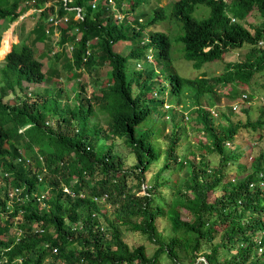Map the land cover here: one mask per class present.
<instances>
[{"label": "trees", "instance_id": "1", "mask_svg": "<svg viewBox=\"0 0 264 264\" xmlns=\"http://www.w3.org/2000/svg\"><path fill=\"white\" fill-rule=\"evenodd\" d=\"M115 1L117 9L107 0H97L94 6L91 0H0L5 27L31 5L39 9L26 35L31 40L22 36L6 49L0 67L4 82L0 93V264H159L161 254L168 256V264H264V251L260 254L256 243L261 235L264 245V149L250 153L249 165L238 161L239 146L228 144L235 142L242 123L215 106L221 95L219 86L227 84L226 94L235 100L247 91L252 75L264 68V45H258L260 39L264 41V0L173 2L169 16L180 21L177 38L183 44V57L194 66L220 59L230 47L250 44L244 57L229 61L221 73L194 77L174 69L169 35L152 28L167 19L163 6L151 7L148 19L147 12H135L128 20L125 14L143 0ZM21 2L24 5L18 9ZM199 3L209 7V12L197 19L192 12ZM77 6L82 17L74 16ZM254 8L260 20L251 31L242 20ZM146 26L151 27L146 30ZM54 29L59 31L55 41L59 48L51 54L52 46L46 41ZM38 41L47 46L36 54L33 45ZM122 41L129 42L127 51L113 47ZM152 50L155 62L150 61L160 70L152 64L137 65L141 58L147 62ZM42 56L51 57L46 71ZM105 65L109 68L104 70ZM67 70L74 78L82 70L95 75L91 78L95 88L88 97L86 82L76 80L71 85L74 98L82 102L61 101L63 87L54 85L39 100L30 101L25 95L26 86H37L47 76H61ZM159 71L164 84L157 81ZM100 75L107 77V83L98 87ZM156 82L158 88H154ZM154 89L158 94L148 95ZM9 93H13V103L5 99ZM163 110L170 114L171 127L165 135L166 148L160 150L156 139L165 124L154 125L150 115ZM245 112L243 124L261 136L264 107L259 105L254 119L249 107ZM53 119L56 126H51ZM186 119L203 132L205 140L198 139L180 157L176 146ZM115 137H121L133 151L132 171L123 166V157L108 141ZM20 147L35 168L19 157ZM213 153L220 159L211 166L207 157ZM161 155L164 162L153 175V183L139 193L147 181L146 170ZM230 163H236L237 179H225ZM168 168H173L169 174L184 168L170 184L162 174ZM132 174L134 184L128 180ZM63 183L73 195L62 189ZM159 183L169 190L167 196L155 191ZM14 187L18 191L9 194ZM46 188L48 196L40 206L33 192ZM105 202L112 207V216L103 209ZM181 209L190 217L182 218ZM164 214L172 230L166 239L156 226L157 216ZM14 223L16 228L9 234ZM121 225L154 241L153 253L148 255L143 243L131 246L126 242ZM201 255L204 258L198 259Z\"/></svg>", "mask_w": 264, "mask_h": 264}, {"label": "rangeland", "instance_id": "2", "mask_svg": "<svg viewBox=\"0 0 264 264\" xmlns=\"http://www.w3.org/2000/svg\"><path fill=\"white\" fill-rule=\"evenodd\" d=\"M175 0H143L139 5L135 6V8L133 10H129V12H127L128 14H125V16L127 17L128 20L132 19L131 14L134 15L135 12H147V16L146 19L150 18L152 16V8L155 5H162L163 9H164V13L165 16L164 18L167 19H163V21L157 23L156 25H154L152 28L153 29H157V30H162L165 31L171 40V48H170V58H171V63L174 66L175 70L182 76H186V77H194L199 75L200 73H205L206 75L210 76L213 74H218L221 73L224 70L225 65L229 62V61H237L240 60L244 57V54L248 51V48L250 47V44L248 43H244L242 46L240 47H230L228 50H226L223 54L222 57L220 59H215V60H210V61H205L202 64H200L199 66H194L192 64L191 60H187L183 57V44L181 41L178 40L177 35L181 32V30L178 31L179 27H180V21L177 18H171L170 15V11L172 8V4ZM125 2V1H123ZM49 1L45 2V5H48ZM24 5L23 2H21L19 4L18 9L21 8V6ZM125 7H128L127 5H124ZM152 7V8H151ZM39 11L38 8H36L34 5H31L29 8H27L24 12H22L16 20H14L13 22L9 23V26H6V23L3 22V19H0V24H2V30L0 31L1 33V37H0V47L2 45V40H3V46L0 49V67L3 65V59L5 56V50L10 48L11 44L19 41V39L23 36L26 37L27 33L29 32V30L32 28V25L34 24V21L36 20L37 17V12ZM35 12V15H34ZM209 12V7H207L204 4H197L195 5V8L192 12V15L195 18H201L203 16H206L207 13ZM121 14H117V17L119 18ZM74 16L76 17L77 14H74ZM260 18L258 16V13L256 12V9H252L251 12H249L246 16L245 19L242 20L243 24L246 25L247 27L250 28L251 31H253L252 26L257 24L259 22ZM145 21V19L143 20ZM174 21V22H173ZM61 24H65V20L61 22ZM5 27V28H4ZM151 26H146L145 29L148 30ZM6 30L5 34H7L4 37V31ZM10 31V32H9ZM13 36V40H11L10 42L6 43V37L11 35ZM3 35V36H2ZM58 35H59V31L58 29L55 30L54 29V33L52 34V36L50 37V41H46V42H50L52 49H51V54L53 51L57 50L59 48L58 43H56L55 41L58 39ZM4 37V39H3ZM28 38V37H26ZM29 40H31L30 38H28ZM42 43L40 41L36 42L33 45V48L35 50L36 54L41 53L43 50H46V46L47 44ZM128 41H122V42H118L117 44H114L113 47L116 50H122V51H127L129 49L128 46ZM258 45H260L258 43ZM68 46H67V48ZM153 52V50H152ZM69 54V52H67ZM152 54V53H151ZM151 54L149 53V60L146 62H144L141 59L138 60V62H140L143 67L144 64L149 66L150 64H152L155 68L160 70V67L157 65H154L153 63H151V61L155 62L154 60V52L151 56ZM51 57H47V56H42V61H43V66L42 69L44 71H46V69L48 68L49 65V61H50ZM151 60V61H150ZM58 63V62H57ZM130 64H134V62L132 63H128ZM137 65H139V63H137ZM109 68L108 65H105L103 67V69H107ZM46 73V72H45ZM47 74V73H46ZM95 77V75H92L84 70H82L81 75L79 76V78H74L71 77V71L67 70L64 74H62L61 76H52L51 78H48V76L46 77V79H44L42 82L37 83V86H33L32 84L30 85V88L27 89V86L24 88V92L25 95L28 97V99L30 101L32 100H39L41 97L44 96L46 89H50L52 87V85H54L56 88L59 87H63V94L60 96L61 101H67L69 103H75V102H82V100H78L75 97V95H73V91L71 90V85L75 83L76 80H80L82 82H86V86H85V95L86 97H88L91 93V91L95 88V84L92 81V77ZM100 80L97 83V86H101L107 83V77L105 76H101L100 75ZM157 81H160L161 84L166 83V79L164 78V76L161 74V72L159 71V73L157 74ZM2 77H1V70H0V93H1V87L3 86L4 82L2 81ZM56 81L54 84L52 83V81ZM159 82H156L154 84V88H158L160 85ZM248 83V88H247V93H248V97L249 94L251 95L250 100H247V98L245 99L244 102H241L240 100L235 99H231L229 97L228 94H226V90L228 88V85L226 84L225 86H219L217 89V91H219L220 98L218 100V103L215 105L216 107H221L223 110H226L229 112L230 114V118L234 121H241L242 123V127L239 128V130L237 131V133L235 134V142L229 143L228 146L230 148H234V146L237 144L241 150V156L239 157L238 161L245 163L246 165H249V160H250V153L252 155H255L256 153H258L259 151L264 149V133L261 136H258V132L257 131H253V128L249 125H245L243 124L246 120L247 117V113L245 112V108L249 107L250 109V118L254 119L258 114H259V105H263L264 107V68L257 70L252 77L250 78ZM29 91L32 92L31 95L29 94ZM150 94H158V92L156 91V89H154V91L148 93V95ZM73 98V101H72ZM172 99H175L174 96L171 97ZM5 99L7 100L8 103H13L15 101V98L13 96V93H9L5 96ZM174 101L172 100V103ZM168 102L165 100L163 103V108L164 110H167V106H168ZM175 107H177L178 109H180L181 105H176V103L174 104ZM215 106L210 107V110L215 113ZM169 107V106H168ZM163 110V111H164ZM99 118L100 119H104V116L102 114H99ZM218 117V116H217ZM50 118V117H49ZM154 119L155 124L154 125H161V124H165L163 127V131L161 132L162 134H160L158 136V138L156 139L157 144L160 147V150H163L164 148H166L167 145V138H166V134L169 131L168 129L171 127V121H170V114L167 111H164L163 113L160 112H154V114L150 115V120ZM186 123H185V131L181 134L182 138L177 142V152L179 153L180 157L185 155L186 152H188L189 150L193 149L195 146V143L198 139L201 140H205V135L203 134L202 131L197 130V128L195 127V125L193 124L191 119H186ZM51 122V120H50ZM53 122V123H52ZM51 123V126H56L57 125V121L56 119H53ZM151 122V121H150ZM151 124H153L151 122ZM108 141H111L113 143V150L117 151L118 153H120V155L123 157V166L126 168H131V165H133V163L135 162V156L133 154V151L130 150V147L127 144H124L123 140L121 137H115L114 139H109ZM23 150V149H22ZM28 152V150H27ZM198 158V156H197ZM207 159L210 160V165H217L220 156L216 153H213L211 155H208ZM228 161H232V159H229ZM164 162V157L163 155H161L157 162L152 163L149 167L148 170H146L145 172V178L147 181H145L144 183L141 184L139 193L144 192L143 187H147L148 185H150L152 182V177L153 175L156 173V171L159 169V167L162 165V163ZM236 163H230V168L226 170L227 172V177L226 178H232L237 179L238 177H240V173L238 171V168L235 167ZM30 165V164H29ZM33 164H31V168H35L34 166H32ZM173 168H168L166 169L164 172H162L163 174V178L167 179L168 184L172 183L173 181L177 180L181 174L183 169H179L176 172H173L174 174H169V170H171ZM132 171V168H131ZM86 174V173H84ZM176 177V178H174ZM178 177V178H177ZM76 180V176L73 175V180L72 183H74ZM129 182L134 184L136 182V177L134 174L130 175V177L128 178ZM48 183V181H47ZM136 187L134 186V189ZM48 188L42 190L38 196L37 199H39V205L43 206L44 202H43V198L48 196L47 193ZM157 193H164L165 196H167L168 193V189L165 188L161 183H159V185L157 186V189L155 190ZM36 192H33V195H35ZM103 204V205H102ZM103 209L110 215L111 214V210L112 207L108 204V203H101ZM182 211V218L187 219L190 217V214L186 212V210L181 209ZM17 221H15L16 223ZM12 225L9 229V234L12 233V231L16 228V225ZM156 226L157 229L160 231L161 236H163L164 239L168 238L169 235L172 233L171 230V224L168 220V216L164 214V216H157L156 218ZM121 232H122V236L124 238V240L126 242H128L131 246H135L138 244L143 243V245L145 246V252L148 255H151L154 251V249L156 248V243L154 241L149 240L145 234H143L140 231L137 230H132L127 228L125 225H121ZM259 237V236H258ZM257 237V238H258ZM216 240H219V235H216ZM264 250H262L261 252H263ZM204 257L201 255L198 257V259H203ZM169 262V258L166 254H161L160 258H159V264H168ZM57 264V263H55Z\"/></svg>", "mask_w": 264, "mask_h": 264}, {"label": "clouds", "instance_id": "3", "mask_svg": "<svg viewBox=\"0 0 264 264\" xmlns=\"http://www.w3.org/2000/svg\"><path fill=\"white\" fill-rule=\"evenodd\" d=\"M97 2V0H91V5L92 6H94V4ZM107 2L110 4V5H112L114 8H116L117 9V4H116V1L115 0H107ZM162 6V5H161ZM76 9H77V11L75 12V14H77V16L76 17H82V15H81V13H80V7L79 6H77L76 7ZM139 19H141V17L139 18ZM232 21H235L234 20V17H231L230 18ZM13 22V21H12ZM11 23V22H10ZM7 26H9V24L7 25ZM165 32V31H164ZM258 43L260 44V45H264V41L262 40V39H260L259 41H258ZM11 46H12V44H11ZM68 46V48L69 49H71V45L70 44H68L67 45ZM208 48V47H207ZM10 49H11V47H10ZM9 49V50H10ZM8 52V51H7ZM6 52V53H7ZM5 53V54H6ZM151 54V53H150ZM148 56H149V54L146 56V60H149V58H148ZM151 56H152V54H151ZM171 61V60H170ZM139 63V65L141 64L140 62H138ZM172 64V63H171ZM173 66V65H172ZM174 67V66H173ZM175 69V68H174ZM243 93H245L246 94V96L244 97L242 94ZM248 97V93H247V91H245V92H242L241 93V95H240V97L238 98V100H240L241 102H244L245 101V99ZM251 97V96H250ZM263 102H264V100H263ZM169 106V105H168ZM263 106V105H262ZM22 128H20L19 130H21ZM23 147H20L19 148V154H20V156L19 157H22V158H25V165H29V157H28V155H27V153L25 152V150L23 149ZM19 157H17V160H19ZM38 157H39V159H40V153H38ZM31 165V164H30ZM39 178H41V175L39 176ZM262 184H264V181H262ZM18 187H14L13 189H11L10 191H9V194H12V193H15V192H17L18 191ZM62 189L64 190V191H66V192H70L72 195H73V193L71 192V187L69 186V185H66V184H64L63 183V185H62ZM38 194L39 193H35V195H37L38 196ZM80 195H82V193H79ZM27 196V195H26ZM98 197L99 196H94V198H95V200H98L99 201V199H98ZM256 243H257V245H258V248H257V251L261 254L262 252V250H264V245H263V243H262V239H261V235H259V237L256 239ZM261 246V250L259 249V247ZM16 261H21V259L20 258H16L15 259Z\"/></svg>", "mask_w": 264, "mask_h": 264}, {"label": "bare ground", "instance_id": "4", "mask_svg": "<svg viewBox=\"0 0 264 264\" xmlns=\"http://www.w3.org/2000/svg\"><path fill=\"white\" fill-rule=\"evenodd\" d=\"M5 32H6V31H5ZM5 32H4V34H5ZM9 32H10V31H9ZM7 34H8V33H7ZM7 34H5L4 37H5ZM2 36H3V35H2ZM4 37H3V39H4ZM11 40H13V36H12V34L6 37V43H5V44H7L8 42H10ZM2 46H3V40H2V45H1L0 49L2 48ZM10 47H11V46H10ZM9 49H10V48H9ZM9 49H8L7 51H9Z\"/></svg>", "mask_w": 264, "mask_h": 264}, {"label": "built area", "instance_id": "5", "mask_svg": "<svg viewBox=\"0 0 264 264\" xmlns=\"http://www.w3.org/2000/svg\"><path fill=\"white\" fill-rule=\"evenodd\" d=\"M242 95H243L244 97L246 96V94H245V93H243ZM259 249L261 250V246L259 247Z\"/></svg>", "mask_w": 264, "mask_h": 264}]
</instances>
